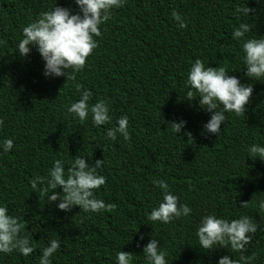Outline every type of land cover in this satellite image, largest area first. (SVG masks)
Segmentation results:
<instances>
[{
  "label": "trees",
  "instance_id": "trees-1",
  "mask_svg": "<svg viewBox=\"0 0 264 264\" xmlns=\"http://www.w3.org/2000/svg\"><path fill=\"white\" fill-rule=\"evenodd\" d=\"M239 2L125 0L100 26L97 46L83 68L66 80L43 77V61L34 48L27 58L13 52L20 29L53 0H0V139L13 138L12 149L0 153V203L25 221L34 244L55 235L60 247L52 264H115L120 249L133 253L134 264H143L141 247L149 233L167 249L169 264H215L218 256L238 258L239 253L200 251L194 230L201 215L231 219L245 214L264 229V213L252 204L264 195V162L245 157L243 150L264 141V82L243 76L239 45L230 37ZM56 3L78 11L72 0ZM249 6H256L254 0ZM173 10L185 20L184 28L172 17ZM249 23L264 34V8ZM195 58L253 84L246 112L226 113L217 136L200 134L210 114L195 99L184 100V77ZM77 84L92 92L90 102H109L111 123L121 114L128 116V140H108L104 134L111 123L93 127L67 114L66 105L78 98ZM180 119L186 124L177 135L163 123ZM185 131L190 136L182 135ZM77 155L86 164L102 161L98 171L105 184L95 194L112 203V210H60L59 197L48 201L30 188L29 177L44 174L54 159ZM158 179L189 205L188 217L167 224L145 219L160 198L154 184ZM54 191L59 193V187ZM247 201L248 207H239ZM262 229L245 246L248 264H264ZM38 255V248L28 257L0 255V264H36Z\"/></svg>",
  "mask_w": 264,
  "mask_h": 264
},
{
  "label": "clouds",
  "instance_id": "clouds-1",
  "mask_svg": "<svg viewBox=\"0 0 264 264\" xmlns=\"http://www.w3.org/2000/svg\"><path fill=\"white\" fill-rule=\"evenodd\" d=\"M72 3L78 11L60 6L53 0L49 7L20 29V36L14 42L13 52L21 58H27V54L35 49L43 61L42 75L45 78L64 76L66 80H73L75 73L83 68L87 57L96 48L94 37L100 36V26L115 9L124 6L125 0H72ZM254 3L256 6L250 7L249 0H240L235 5L233 15L237 23L231 27L230 37L239 45L240 62L244 65L243 76L250 81L264 82V34L254 32V25L249 23L264 8V0H254ZM171 15L181 29L185 27V20L175 10ZM230 72L225 67L206 66L200 58H195L186 70L183 81L186 90L184 100L191 102L195 99L199 109L210 114L202 125L201 135L217 136L226 113L239 116L246 112L249 98L253 95V84L241 83V78ZM76 92L78 98L70 101L65 108L69 116L81 122L90 121L93 127L113 121L108 101L97 99L90 102L92 92L87 88L81 89L79 84L76 85ZM163 123L177 135L186 121L180 119L179 122ZM104 135L110 141L117 137L128 140V116L121 114L116 117ZM182 135L190 136L186 131ZM12 147L13 138L5 136L0 139V153H8ZM243 150L245 157L264 162V141H254ZM101 163L97 159L94 163L86 164L82 155L67 161L54 159L44 174L29 177L28 184L32 191H36L40 197H46L48 201H55L59 197L61 202L56 207L60 210L67 211L78 206L86 214L110 211L114 205L105 203L95 194V190L105 184L104 176L98 171ZM105 164L103 158V166ZM154 184L160 190V198L145 213L147 221L167 224L190 215L192 210L189 205L180 202L163 179L155 180ZM57 187L59 193L54 191ZM248 203L242 202L239 207H248ZM252 204L259 213H264V195H258ZM258 228L262 229V226L245 214L229 219L215 213H206L196 223L194 237L197 248L202 252L224 248L229 253H239L238 258H233L231 254L218 256L215 264H248L249 258L243 252ZM149 235L151 238L141 247L143 264H169L167 249L161 246L157 238ZM59 247L60 241L55 235L49 236L40 245L34 244L25 221L19 215L9 214L8 206L0 203V255L18 253L28 257L38 248L36 264H52ZM114 262L134 264V255L120 249L114 253Z\"/></svg>",
  "mask_w": 264,
  "mask_h": 264
}]
</instances>
